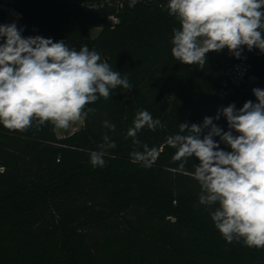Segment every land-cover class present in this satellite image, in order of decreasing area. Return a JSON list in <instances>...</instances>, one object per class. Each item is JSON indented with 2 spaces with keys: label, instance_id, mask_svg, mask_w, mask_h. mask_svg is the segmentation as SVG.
<instances>
[{
  "label": "trees",
  "instance_id": "trees-1",
  "mask_svg": "<svg viewBox=\"0 0 264 264\" xmlns=\"http://www.w3.org/2000/svg\"><path fill=\"white\" fill-rule=\"evenodd\" d=\"M104 1L19 0L23 37L65 41L77 51L87 45L133 88L88 105L96 111L68 136L51 123L34 121L24 132L0 125V264H264V248L224 240L211 219L214 207L199 203L200 186L190 175L199 160L189 158L181 171L167 144L180 123L202 124L223 107L238 110L256 98L222 87L228 57L208 55L202 66L176 60L171 39L180 24L168 11L139 3L114 24L113 10L88 6ZM4 20L0 13V25ZM244 59L264 67L258 53L231 61ZM139 110L165 127H145L134 145L126 135ZM105 120L115 131L103 127ZM213 123L229 131L222 115ZM105 134L116 148L107 150L104 167H93L90 153ZM144 144L159 150L151 168L131 162Z\"/></svg>",
  "mask_w": 264,
  "mask_h": 264
},
{
  "label": "clouds",
  "instance_id": "clouds-1",
  "mask_svg": "<svg viewBox=\"0 0 264 264\" xmlns=\"http://www.w3.org/2000/svg\"><path fill=\"white\" fill-rule=\"evenodd\" d=\"M167 8L180 24L172 30L171 53L182 64L203 65L208 52L225 48L236 58L245 46L264 53V0H168ZM21 33L15 23L0 25V125L8 130L24 132L34 121L37 127L51 123L67 129L96 111L88 105L108 100L118 88H133L127 75L122 77L87 45L77 51L65 41ZM252 91L257 102L249 100L238 110L230 104L202 124L180 123L167 144L176 149L172 160L180 162L179 170L189 158L199 160L190 175L200 186L199 203L214 207L211 219L224 240L259 249L264 248V89ZM221 115L229 131L213 123ZM103 127L115 131L108 120ZM145 127L156 131L165 125L139 110L126 138L140 145L137 134ZM213 137L231 151L220 149ZM98 148L90 153V163L104 167L107 150L116 144L105 134ZM142 148L130 153L131 162L151 168L159 150L147 144Z\"/></svg>",
  "mask_w": 264,
  "mask_h": 264
},
{
  "label": "built area",
  "instance_id": "built-area-1",
  "mask_svg": "<svg viewBox=\"0 0 264 264\" xmlns=\"http://www.w3.org/2000/svg\"><path fill=\"white\" fill-rule=\"evenodd\" d=\"M19 0H0V13L5 16L3 25L15 23L18 28L23 24V14L18 8ZM139 3L145 5H154L159 9L168 11V0H107L102 3L89 4L90 8L98 9L101 7L109 8L114 12L109 16L112 23H119V14L126 8H134ZM219 54L221 56L228 57L222 70V87L230 92L242 91L248 96L255 97L252 89L260 88L264 89V67H261L259 63H253L248 60L231 61L235 56L232 55L227 48L221 52H208L206 56L211 54ZM252 53H258L264 57V53L260 50L253 48L252 51H248L247 47L243 48L241 56H248ZM193 66H198L192 64ZM202 66V65H200ZM256 98V97H255Z\"/></svg>",
  "mask_w": 264,
  "mask_h": 264
},
{
  "label": "rangeland",
  "instance_id": "rangeland-1",
  "mask_svg": "<svg viewBox=\"0 0 264 264\" xmlns=\"http://www.w3.org/2000/svg\"><path fill=\"white\" fill-rule=\"evenodd\" d=\"M98 31L99 30H95L91 34L92 37H95ZM83 126H84V123L76 122V123L72 124L70 127H68L67 129H59L58 134L60 137L68 136V135H71V134L81 130V128H83Z\"/></svg>",
  "mask_w": 264,
  "mask_h": 264
}]
</instances>
